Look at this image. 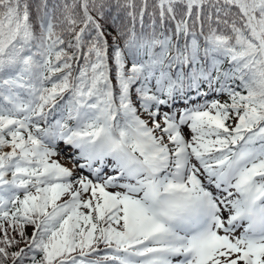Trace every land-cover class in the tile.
Listing matches in <instances>:
<instances>
[{"label":"snow or ice","instance_id":"6c2138e0","mask_svg":"<svg viewBox=\"0 0 264 264\" xmlns=\"http://www.w3.org/2000/svg\"><path fill=\"white\" fill-rule=\"evenodd\" d=\"M0 264H264V0H0Z\"/></svg>","mask_w":264,"mask_h":264}]
</instances>
